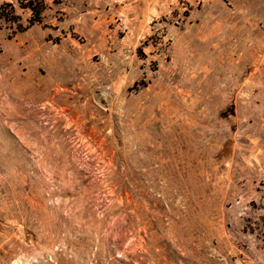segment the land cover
<instances>
[{
    "label": "rangeland",
    "instance_id": "1",
    "mask_svg": "<svg viewBox=\"0 0 264 264\" xmlns=\"http://www.w3.org/2000/svg\"><path fill=\"white\" fill-rule=\"evenodd\" d=\"M43 1L0 19V264H264V0Z\"/></svg>",
    "mask_w": 264,
    "mask_h": 264
},
{
    "label": "trees",
    "instance_id": "2",
    "mask_svg": "<svg viewBox=\"0 0 264 264\" xmlns=\"http://www.w3.org/2000/svg\"><path fill=\"white\" fill-rule=\"evenodd\" d=\"M18 6L22 9H27L30 12L27 25L21 27L18 22V17L14 14L13 7L10 3L0 4V19L8 25L15 26L16 32H23L27 30L34 23L40 22V16L45 9V3L43 0H16Z\"/></svg>",
    "mask_w": 264,
    "mask_h": 264
}]
</instances>
